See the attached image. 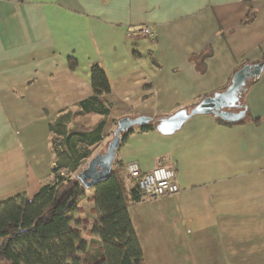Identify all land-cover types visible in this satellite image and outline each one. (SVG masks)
I'll return each instance as SVG.
<instances>
[{
	"label": "crops",
	"instance_id": "obj_1",
	"mask_svg": "<svg viewBox=\"0 0 264 264\" xmlns=\"http://www.w3.org/2000/svg\"><path fill=\"white\" fill-rule=\"evenodd\" d=\"M141 25L152 34L130 31ZM262 60L264 0H0V202L52 177L59 115L70 113L68 129L145 115L152 128L117 150L125 177L130 161L164 164L180 185L131 205L145 264H264V65L247 80L241 123L202 113L172 134L156 128ZM95 63L111 82L108 116L79 106Z\"/></svg>",
	"mask_w": 264,
	"mask_h": 264
},
{
	"label": "trees",
	"instance_id": "obj_2",
	"mask_svg": "<svg viewBox=\"0 0 264 264\" xmlns=\"http://www.w3.org/2000/svg\"><path fill=\"white\" fill-rule=\"evenodd\" d=\"M91 85L94 95L79 103L81 113L108 116L111 109L100 96L112 87L98 63L91 67ZM69 115L50 124L56 154L52 177L31 198L20 193L0 202V264H145L130 211L144 198L138 180L127 179L115 157L110 175L86 188L77 174L103 140L106 121L68 129ZM148 128L152 123L140 130ZM133 130L122 133L121 143ZM88 190L93 206L86 208L81 202Z\"/></svg>",
	"mask_w": 264,
	"mask_h": 264
},
{
	"label": "water",
	"instance_id": "obj_3",
	"mask_svg": "<svg viewBox=\"0 0 264 264\" xmlns=\"http://www.w3.org/2000/svg\"><path fill=\"white\" fill-rule=\"evenodd\" d=\"M263 65V62L245 64L235 72L227 89L203 98L190 109L183 108L168 117L158 119L156 128L161 133L172 134L180 129L190 117L202 113H212L229 122L243 120L246 117L247 107L241 102L242 93L246 90L247 80L261 74ZM152 122L153 118L145 115L125 116L118 119L113 138L109 141L106 151L93 156L87 166L77 174L81 183L86 188H91L95 183L107 178L112 171L113 162L122 140V133L137 126L144 127Z\"/></svg>",
	"mask_w": 264,
	"mask_h": 264
},
{
	"label": "built area",
	"instance_id": "obj_4",
	"mask_svg": "<svg viewBox=\"0 0 264 264\" xmlns=\"http://www.w3.org/2000/svg\"><path fill=\"white\" fill-rule=\"evenodd\" d=\"M131 32L140 35H151L148 25L130 28ZM127 179H137L144 198H159L175 194L180 191L176 170L164 164H159L149 171L143 172L137 161H130L125 165Z\"/></svg>",
	"mask_w": 264,
	"mask_h": 264
},
{
	"label": "rangeland",
	"instance_id": "obj_5",
	"mask_svg": "<svg viewBox=\"0 0 264 264\" xmlns=\"http://www.w3.org/2000/svg\"><path fill=\"white\" fill-rule=\"evenodd\" d=\"M98 122V118L97 117H94V118H91L89 119V121L86 123V124H93V125H88L86 126L85 124H81L80 125H85V127H93L96 125V123ZM107 125H106V132H105V135H104V139L99 142L98 144L94 145L91 150H92V153H91V157L86 160V162L81 166V168H79V171H81L82 169H84L86 166H87V163L88 161L93 157L95 156L96 154L100 153V152H105L107 147H108V143L109 141L113 138V134H114V131L117 127V122H115V120H112V118H107V121H106ZM76 126V125H75ZM75 126H72V127H75ZM62 174H67V170H62ZM81 205L83 206H86V208H89L88 205V200H84V202L81 203Z\"/></svg>",
	"mask_w": 264,
	"mask_h": 264
},
{
	"label": "flooded vegetation",
	"instance_id": "obj_6",
	"mask_svg": "<svg viewBox=\"0 0 264 264\" xmlns=\"http://www.w3.org/2000/svg\"><path fill=\"white\" fill-rule=\"evenodd\" d=\"M233 110H238V109H233Z\"/></svg>",
	"mask_w": 264,
	"mask_h": 264
}]
</instances>
